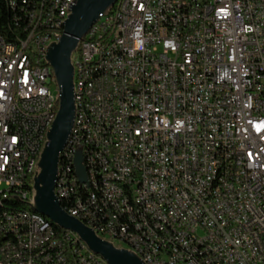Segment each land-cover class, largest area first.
I'll use <instances>...</instances> for the list:
<instances>
[{
  "label": "built area",
  "instance_id": "1",
  "mask_svg": "<svg viewBox=\"0 0 264 264\" xmlns=\"http://www.w3.org/2000/svg\"><path fill=\"white\" fill-rule=\"evenodd\" d=\"M7 2L17 32L0 36V198L33 202L59 99L46 50L74 0H47L29 43L31 0ZM101 14L83 60L71 55L87 109L74 100L62 209L151 264H264V0H126ZM0 232V264H104L28 210L0 211Z\"/></svg>",
  "mask_w": 264,
  "mask_h": 264
},
{
  "label": "water",
  "instance_id": "2",
  "mask_svg": "<svg viewBox=\"0 0 264 264\" xmlns=\"http://www.w3.org/2000/svg\"><path fill=\"white\" fill-rule=\"evenodd\" d=\"M115 1L74 0L62 35L57 42H52L47 47L46 60L52 68L59 90L58 110L47 133V142L40 153L38 171L33 177V202L29 206L56 227L76 233L93 253L103 257L108 264H145L135 253L114 247L112 243L99 238L83 222L69 215L62 209L54 194L59 156L67 144L75 116L71 55L99 14L109 10ZM74 165L79 180L85 182L80 149L75 154Z\"/></svg>",
  "mask_w": 264,
  "mask_h": 264
},
{
  "label": "bare ground",
  "instance_id": "3",
  "mask_svg": "<svg viewBox=\"0 0 264 264\" xmlns=\"http://www.w3.org/2000/svg\"><path fill=\"white\" fill-rule=\"evenodd\" d=\"M122 2H126V0H116L113 6L109 10H107L106 13H114V11H119V8H121L122 6ZM34 17H35L34 11H30L29 18L31 20V25ZM39 17L40 18L35 22L36 26L41 25V23H43L44 11L39 12ZM100 21H102V14H99L97 20L91 25L88 31H94V29L97 28L98 23H100ZM31 25L29 24L26 29L30 28ZM53 29H55L53 31V34H62L63 23L55 22V24H53ZM36 34L37 32L35 31V28H32L30 32H28L27 36L21 39V43L31 42V40L34 39V35ZM79 42H84V37L80 39ZM98 57H105V50H98ZM81 60H83V49L76 48V50L74 51V61H81ZM86 79H94V71H86ZM82 87H83V80L74 79V100H76V107H78L79 110H86L87 100H85L84 93H82ZM39 157L40 156H36V158H34L33 172H31L30 174V181H33V177L35 173L38 171L37 164ZM26 159H33V152H26ZM64 177H65V165L64 163H58V170H57L55 186H54V194L57 197L59 204L62 208H64V196H62V188H64L65 186ZM110 184L126 185V177H110ZM8 198L13 199L14 196H5V198H0V205L2 204L3 201H5ZM14 199L20 200L22 202H26L28 203V205L32 204V202L23 198H14ZM17 210H26V209L17 208ZM0 211H7V209H2ZM30 212L34 213V216L37 217V219L39 220L49 221L46 217L34 211H30ZM69 215L76 216V208H69ZM77 219L83 222L88 227V219L84 218V216H77ZM66 231H68L66 233L67 237H70L71 239L75 240V242L85 243L76 233L70 230H66ZM7 236H16V229H7ZM25 236L34 237L33 227H25ZM0 239H1V232H0ZM92 254L93 256H100L93 252ZM143 262L145 264H151V256H143ZM104 264H108L105 259H104Z\"/></svg>",
  "mask_w": 264,
  "mask_h": 264
},
{
  "label": "trees",
  "instance_id": "4",
  "mask_svg": "<svg viewBox=\"0 0 264 264\" xmlns=\"http://www.w3.org/2000/svg\"><path fill=\"white\" fill-rule=\"evenodd\" d=\"M45 1V2H44ZM44 5H47V0H31L30 7L27 9V17L24 18V22H21V29H26L27 26L31 25V20L29 18V12L34 11L35 17L32 21V25L28 30H25L23 33H21V39L25 38L30 32L32 28H35V31L37 32V27H40V25L36 26L35 22L40 18L39 12L44 11ZM55 29H53L54 31ZM17 32L14 23H13V14L11 9L9 8L7 0H0V36L9 41L12 38L15 37V33ZM23 208L28 211H32L26 202H22L17 199H11L8 198L5 201L2 202L0 205V210L7 209V208ZM58 232L67 233L68 231L60 229L57 227Z\"/></svg>",
  "mask_w": 264,
  "mask_h": 264
}]
</instances>
